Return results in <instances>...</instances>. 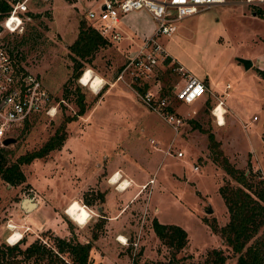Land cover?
I'll use <instances>...</instances> for the list:
<instances>
[{
  "label": "rangeland",
  "instance_id": "374dc122",
  "mask_svg": "<svg viewBox=\"0 0 264 264\" xmlns=\"http://www.w3.org/2000/svg\"><path fill=\"white\" fill-rule=\"evenodd\" d=\"M49 6L31 17L25 32L29 40L22 48L30 70L41 76L50 91L56 113L37 116L15 130L12 137L16 141L7 146L10 159L39 149L67 116L78 111L77 85L85 94L86 110L66 124L67 137L60 149L21 167L26 177L22 184L11 186L0 179V244L13 245L7 237L22 230L24 237L20 234L23 239L18 242L22 248L35 241L55 248L54 238L69 233L75 240L92 241L96 247L90 251L92 264L101 261L95 258L99 250L104 252L103 264H130V243L140 230V250L133 264L167 262L172 252L153 231L156 218L187 232V244L176 255L180 264H205L215 257L213 249L224 254L223 264H237L238 255L209 225L214 221L219 227L227 223L228 212L218 189L227 182L238 183L213 161L208 134H213L233 166L249 178L256 174L264 179V78L257 71L264 69V17L242 5H216L177 21L175 32L158 38L186 70L195 71L201 79L209 78L218 97L216 100L207 87L206 94L191 104L175 102L177 112L188 113L186 119L177 113L182 124L175 130L158 112L147 108L135 89L147 84L153 93L171 96L173 86L182 85L186 77L177 70L179 65L169 62L158 66L145 84L134 83L125 75L126 82L118 79L129 50L137 49L144 39L130 29L126 33L134 37L133 42L106 37L109 44L95 51L83 63L80 77L74 79L68 46L77 37L81 22L91 25L85 12L91 8L98 11L100 3L54 0ZM138 12L142 13L133 15L137 18L132 22H151L145 10ZM135 13L120 16L116 30L119 25L129 29L127 18ZM239 58L251 60L252 66L245 68ZM87 69L103 81L97 91L81 82ZM175 104L181 105L178 108ZM217 105L224 112L221 125L213 113ZM177 150L182 157L174 155ZM115 170L133 176L134 185L124 192L116 191V185L106 187L103 181ZM143 183L147 186L140 192ZM30 193L42 203L48 197L56 210L63 211L66 233L43 227L30 234L25 225L18 229L8 221L14 212H20V201ZM105 195L108 211L100 213L97 206H103ZM73 200L95 212L83 225L65 212ZM62 202H67L63 210L59 208ZM208 208L211 213H207ZM117 211L111 221L102 217H112ZM93 232L97 234L94 240ZM115 232L128 237L129 245H121ZM259 234L264 235V227ZM64 257L70 260L67 254ZM28 263L33 264L31 260Z\"/></svg>",
  "mask_w": 264,
  "mask_h": 264
},
{
  "label": "built area",
  "instance_id": "2783aa9c",
  "mask_svg": "<svg viewBox=\"0 0 264 264\" xmlns=\"http://www.w3.org/2000/svg\"><path fill=\"white\" fill-rule=\"evenodd\" d=\"M54 0H0V147H5L4 140L12 137L15 130L24 123L43 114L54 115L51 93L45 86L41 76L30 70L26 63L22 46H15L17 40L25 34L31 17L51 8ZM100 3L98 11L94 8L85 12L86 19L104 37L111 36L118 40L120 33L116 30L119 17L139 10H145L151 16L155 27L152 34L131 52L124 63L118 79L128 76L134 83L145 84L155 73L158 66L173 63L170 54L159 43L158 38L171 35L176 31V23L186 17L193 16L216 5H242L250 9H258L264 13V0H96ZM95 23H99L96 25ZM17 39V40H16ZM16 40V41H15ZM167 58L170 61L166 63ZM177 70L185 75L182 85H174L171 96H161L148 88L144 93L139 89L147 108L158 112L175 130L182 124L181 117L173 111L175 102L191 104L206 94L207 86L194 75L185 72L179 65ZM145 86V85H144ZM62 101V100H61ZM222 104V101H219ZM195 113V111H192ZM216 117V122L217 116ZM256 119V116L253 117ZM169 153V151H167ZM176 157L183 153L176 151ZM197 168V167H195ZM152 180H150L151 182ZM140 187V192L146 188ZM82 206V205H81ZM89 212L88 221L95 212L83 205ZM9 227L13 225L8 224ZM14 231L10 234L12 235ZM9 235V236H10ZM123 237L124 240H121ZM140 230L131 242V262L133 264L139 249ZM9 237H7L8 240ZM117 241L128 246V237L117 236ZM19 240V239H18Z\"/></svg>",
  "mask_w": 264,
  "mask_h": 264
},
{
  "label": "trees",
  "instance_id": "16d2710c",
  "mask_svg": "<svg viewBox=\"0 0 264 264\" xmlns=\"http://www.w3.org/2000/svg\"><path fill=\"white\" fill-rule=\"evenodd\" d=\"M255 13L264 17L261 10L256 9ZM28 40L29 34L25 33L19 41L17 40L15 46H22ZM108 44L107 38L102 36L92 25L81 22L77 37L68 46L70 58L73 61L72 77L79 78L83 63L88 61L95 51ZM169 61L170 58H167L166 63ZM257 71L264 78V69ZM147 87L146 84L142 89L139 88V91L144 93ZM75 89L78 111L73 116H67L39 149L26 152L11 160L10 150L7 146L0 147L1 180L11 186L22 184L26 179L21 168L23 165L30 164L34 159L43 158L51 151L62 147L67 137L66 124L83 115L86 110L82 86L77 85ZM208 138L209 148L214 154L213 161L238 183L237 186H234L227 182L218 189L228 212L227 223L219 227L214 221L209 225L214 233L220 235L232 252L238 255L237 264H264V235L259 234L264 227V179L257 178L256 174L249 178L245 172L231 164L212 133L208 134ZM102 222H99V227L102 226ZM152 227L158 239L172 252V256L167 262L159 261L153 264H180V258L176 255L187 244L188 238L185 229L176 224L161 223L156 218L152 221ZM96 236L97 234L94 232L91 234L93 240ZM54 241L55 248L39 241L32 242L25 248H22L18 242L13 245L2 242L0 244V264H29L30 260L33 264H41L43 261H45L44 264H92L90 258L92 241L82 243L75 238L60 237H55ZM65 254L68 255L69 261L65 259ZM211 254L215 257L207 260L205 264H223L225 262V256L221 250L213 249Z\"/></svg>",
  "mask_w": 264,
  "mask_h": 264
},
{
  "label": "crops",
  "instance_id": "0c3cea01",
  "mask_svg": "<svg viewBox=\"0 0 264 264\" xmlns=\"http://www.w3.org/2000/svg\"><path fill=\"white\" fill-rule=\"evenodd\" d=\"M137 13H135V14H129V18H127L128 19V23H129V25H128V27H129V29L128 28H126V27H123V26H121V25H119V28H117V31L120 33V38L118 39V40H133V36H130L128 33H129V30L130 29H132V31L135 33V34H138V35H142L143 36V38L145 39L146 37H148V36H150L151 34H152V32H153V30H154V27H155V24L153 23V21H152V19H151V22H149V23H145V24H139V23H137V22H132V20L134 19V18H137L136 16H133V15H139L140 16V13H142V12H138V11H136ZM144 12V11H143ZM146 13V12H145ZM144 13V14H145ZM148 13V12H147ZM121 22H119L118 24H120ZM117 27H118V25H117ZM126 32H128V33H126ZM141 36V37H142ZM140 37V38H141ZM143 39V40H144ZM133 42V41H132ZM141 45V44H140ZM139 45V46H140ZM138 46V47H139ZM136 48H134V49H132V50H129L130 52L129 53H131V52H133L134 50H135ZM170 54V53H169ZM170 56H171V58H172V60H173V63H176L177 65H181L185 70H186V68L182 65V64H180L176 59H174V57L170 54ZM187 71V73H189V74H191V75H194V76H196L197 78H199V76H198V74L195 72V71H192V72H190V71H188V70H186ZM200 80H202L204 83H205V85L208 87V89L210 90V92L212 93V95H214V97H215V99L216 98H218L216 95H215V93H214V90L212 89V87H215V84L214 85H212L211 84V82H210V80H209V78H204V79H201V78H199ZM113 84H110V87L112 86ZM226 87H227V85H226ZM229 95V94H228ZM217 100V99H216ZM179 105H181V104H179ZM179 105H176L175 104V106H179ZM179 108V107H178ZM223 109V108H222ZM174 111L176 112V113H178L179 115H182L183 116V118H187V114L188 113H185V114H183V113H181V112H177V110H175V108H174ZM224 113V112H223ZM222 116H223V114H222ZM190 118V117H189ZM220 118V117H219ZM223 119V123H224V117L222 118ZM221 122V118L219 119V123ZM219 125H221V124H219ZM177 151H179V150H177ZM183 156V155H182ZM181 156V157H182ZM113 173L114 174H116V173H118V175H119V177H120V181H118V183L117 184H112V182H110V179H111V177L109 178V180L107 181L106 180V182L105 181H103L104 183L103 184H105L106 185V187H108L109 189H111V186L112 185H116V187H118V185L120 184V183H123V182H127L128 183V187H126L124 190H120L119 188H117L116 189V191H118V192H124V191H126V190H128L130 187H132L133 185H134V181H135V178L133 177V176H130V175H127V174H125V175H122V173L120 172V171H118V170H115V171H113ZM112 173V175L111 176H113L114 174ZM108 177H109V175H108ZM88 180H90V179H88ZM89 184V183H88ZM143 185H144V183H143ZM138 192V191H137ZM137 192L135 193V195L134 196H136L137 195ZM31 194H33V197H32V202H34V206L32 207V208H23V206H22V200L20 201V203H19V208H20V212H14L13 213V216L11 217V218H9V222H12L13 224H15V226L17 225L18 226V229H20L19 228V226H21V224H23V225H25L26 226V228L27 229H29L28 231L30 232V234H32V233H35L37 230H39V229H42L43 227H46V229H52V230H54L55 229V231L56 230H58V229H61V230H64L65 231V229H64V226L66 227V224H65V220H64V214H63V211H59V210H56L55 208H54V206H53V203H52V201H50L49 199H47L46 198V200H45V202H43L42 203V201L39 199V197H37V195H35V193H30V195H28V197L27 198H29V197H31ZM47 195H49V194H47ZM133 196V197H134ZM132 197V198H133ZM43 198V197H42ZM132 198H131V200H132ZM69 199V198H68ZM107 197H106V195H105V201H104V203H103V206H97V209H98V211L100 212V213H107V211H108V209H107ZM66 203L67 202H65V203H60V207L59 208H61L62 210L65 208L64 206L66 205ZM65 204V205H64ZM125 206H127V205H125ZM122 211V209L121 210H119V212H121ZM22 213H27L26 215H24V216H22ZM118 213V211L116 212V213H112L111 214V216L112 217H106L105 215H103L102 214V217L103 218H105V219H107V220H109V221H111L112 219H115L116 217H115V214H117ZM159 222H161L160 220H158ZM161 223H163V222H161ZM109 224H111L110 222H109ZM164 224H166V223H164ZM79 225V224H78ZM18 232H19V234H21L22 235V237H24L23 236V232H22V230L21 231H19V230H17ZM27 231V230H26ZM40 231V230H39ZM67 231V230H66ZM66 231L64 232V233H66ZM115 234L116 235H121V236H125L123 233H121V232H115ZM66 236H63L65 239H69L70 237H72L73 238V234H65ZM69 235V236H68ZM76 236H77V234H75ZM21 237V239L20 240H22L23 238ZM26 237V236H25ZM79 240L78 241H80V242H82V243H86V242H88L89 240H81L80 238H78ZM20 240L18 241V242H20ZM96 249V247L94 246V245H92V250H91V252L93 251V250H95ZM101 253H103L104 254V252H103V250H99L97 253H96V255H95V258H98V259H100L101 261L98 263V264H103L102 263V261H104V256H102L101 255ZM114 257H111V259H113Z\"/></svg>",
  "mask_w": 264,
  "mask_h": 264
},
{
  "label": "bare ground",
  "instance_id": "6f19581e",
  "mask_svg": "<svg viewBox=\"0 0 264 264\" xmlns=\"http://www.w3.org/2000/svg\"><path fill=\"white\" fill-rule=\"evenodd\" d=\"M81 82L83 84H88L92 91H97L103 84V81L98 76L95 77L92 74L91 70L89 69L84 71L81 77ZM219 105H222V104H219ZM213 113L215 116H217L218 122H219V119L221 118L220 124H222L223 123L222 114L224 115V113H222V108L217 105L214 108ZM118 181H120V177L118 173L111 176L110 182H112V184H117ZM128 186L129 185L127 182H123L118 185V188L120 190H124ZM65 212L68 216H70L75 222H77L80 225H83L89 217L88 211L84 207H82L76 200H73L69 203ZM20 238H21V235L19 234V232L16 231L13 235H11L8 238L7 241L10 244H15L18 242V239Z\"/></svg>",
  "mask_w": 264,
  "mask_h": 264
},
{
  "label": "water",
  "instance_id": "95a60500",
  "mask_svg": "<svg viewBox=\"0 0 264 264\" xmlns=\"http://www.w3.org/2000/svg\"><path fill=\"white\" fill-rule=\"evenodd\" d=\"M238 60L241 63H243L244 66H245V68H247V69L252 66V62L249 59L239 58ZM15 141H16L15 138L8 137V138H6L4 140V145L5 146H8L11 143H14ZM32 197H33V194H31V197H29V198H23V200H22V206H23L24 209L25 208H28L29 209V208H32L34 206V202H32ZM211 212H212V209L211 208H208L207 213H211Z\"/></svg>",
  "mask_w": 264,
  "mask_h": 264
}]
</instances>
